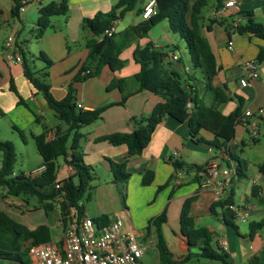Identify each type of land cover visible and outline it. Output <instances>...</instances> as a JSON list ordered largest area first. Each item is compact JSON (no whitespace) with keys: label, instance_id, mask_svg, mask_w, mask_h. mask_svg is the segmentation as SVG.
<instances>
[{"label":"crops","instance_id":"crops-1","mask_svg":"<svg viewBox=\"0 0 264 264\" xmlns=\"http://www.w3.org/2000/svg\"><path fill=\"white\" fill-rule=\"evenodd\" d=\"M43 1L29 5L25 12L14 17L13 0H0V107L6 113L0 119L9 118L15 129H28L38 125L37 134H32L33 140L35 135L42 134L46 129L47 140L51 141L56 137L59 129L67 128L59 119V122L50 120L49 117L52 116L50 112L53 110L48 107L43 96L24 75L23 63L11 64L6 60V42L8 37L13 36L18 50L21 47L30 55L29 60L35 71H41L46 67L45 62L39 58L41 53L53 62V66L49 69V82L51 92L57 100H62L69 87L73 85L76 89V105H81V110L107 108L99 121L80 130L83 136L79 143V150L84 156L85 163L91 166L95 173L94 180L90 183L89 199L95 206L91 208L83 203L84 214L94 219L103 215L108 216L109 220L120 217L124 221L125 228L133 232L140 243L145 247H156L154 237L143 230L146 229L151 218L166 211L167 222L163 224L162 231L169 245L171 259L177 264H202L204 258L198 256V249L189 247L187 239L181 233L180 222L185 201L196 195L197 199L191 204L190 213L195 218L197 227H206L212 232L215 247L225 251L232 264H264V234L257 233L253 239H250L248 238L250 225L247 232H241L235 220L232 221L233 226H229L221 219L222 217L227 220L238 219L236 211L240 209L249 211V219L253 213L261 215L264 213V175L261 173L258 179L253 181L251 190L253 199L258 200L260 205L256 206L254 200H250L247 196L243 198L244 204L241 206L237 205L235 200L234 187L241 178L247 177L246 162L232 151V148L238 144L246 146L244 132L247 130L243 126L236 128L235 138L228 146L232 158L236 157L240 160L241 172L223 196L217 197L212 188H204L202 175L206 165L218 157L221 150L205 143L193 142L186 122L179 123L171 117H166L156 127L151 142L144 152L127 163L126 170L130 175L126 185L127 200L125 205L121 201L117 186L113 182L110 163H123L128 154L127 147L113 146L99 139L113 133L133 132L137 128L133 120L148 117L162 99L151 92L144 91L131 96L124 106L112 105L122 98L117 81L132 77L140 71V65L133 58L136 47H144L152 43L155 48L162 51L164 46L157 43L156 30H163L167 41L173 42L175 36L179 38L170 31L167 20L153 24L150 17L143 18L145 7L152 0L140 1L135 8L136 11L128 12L131 14L137 12L140 18L130 22L132 24L126 23L124 29L116 33V41L121 49L120 58L125 61L124 67L113 71L105 66L99 76L74 84V77L88 54L86 42L93 37L92 33L83 30V20L93 18L98 13H108L119 0H64L68 6L67 14L53 17L51 28L41 39H37L35 31ZM51 1L61 3L63 0H49ZM207 8L208 11L203 12L200 30L201 34L207 38L220 68L214 84L226 86L227 95L232 99L222 111L225 115L230 114L238 107L239 98H242L243 111L248 108L253 111L262 109L261 122H264V63L260 64L259 79L252 81L250 86L242 87L239 82L244 75L242 64L248 60H256L260 48H264V41L250 33H238L234 36L235 50L227 49L228 30L233 20L240 17L241 25L247 22L240 13L252 12L254 21L264 25V0H235V7L230 8L222 19L213 16L216 8L215 1H211ZM128 13L122 18L123 21L126 20ZM28 29L34 37L33 43L27 38L23 40L20 38L22 32ZM144 30L145 34H143ZM3 31L7 33V37L1 39ZM171 33L174 37L170 35ZM184 44L188 52L187 45L185 42ZM174 56L178 58L174 59ZM166 67L178 72L183 78L187 74L199 79L204 78L201 69L193 68L189 53L187 65L178 55L172 53V57L169 55ZM12 79L19 95L11 91ZM20 97L24 99L26 106L18 104ZM200 97L208 105L212 104L211 97L205 91H201ZM54 115L56 116L55 113ZM240 127L241 130H239ZM200 135L208 141L214 138V135L206 130H201ZM175 153H178V156H175ZM38 156L37 161L40 164L29 173L23 172L25 175L31 174L43 165L42 157ZM174 161L182 163V169L176 170L172 164ZM57 166V182L73 174L65 158H59ZM191 166L202 169L199 172L203 177L201 181L195 180L198 172L196 169H191ZM147 171H153L154 178L150 185L144 186L143 176ZM166 183H168L167 187L159 191V188ZM53 190L54 186L44 192L50 194ZM231 195H234L233 206L218 207L215 208V213L212 212L215 203L224 201ZM62 201V196L56 197L48 202L53 205V208L46 211L36 197H10L6 195L5 190L0 189L1 210L32 231L39 226H47L51 233L49 243L57 245L62 243L66 228L61 218ZM17 203L21 205L18 206ZM144 207L148 209L144 210ZM223 241L228 242L226 249L221 246ZM30 244L31 241L20 238L0 222V250L3 247L19 251L30 247Z\"/></svg>","mask_w":264,"mask_h":264},{"label":"trees","instance_id":"trees-1","mask_svg":"<svg viewBox=\"0 0 264 264\" xmlns=\"http://www.w3.org/2000/svg\"><path fill=\"white\" fill-rule=\"evenodd\" d=\"M142 0H119L108 13H98L93 18L83 20V30L92 33L93 37L86 42L88 50L85 61L81 64L74 77V83L82 82L89 78L99 76L102 69L108 66L113 71L121 70L125 61L120 58L121 49L116 41L117 34L112 37H101L106 29L110 28L126 13L135 10L138 3ZM211 1H215L216 8H221L226 0H155L156 14L150 16L153 24L167 20L169 29L173 34L183 40L188 49L190 61L194 69H201L204 78L199 79L187 74L183 78L178 72L166 67L169 55L155 48L150 43L144 47L138 46L133 52V58L140 65V71L132 77L119 79L117 85L121 91L122 98L119 102L112 105L124 106L127 100L138 93L148 91L162 99L148 117L134 119L137 128L131 133H113L101 137L99 141L108 142L113 146L127 147V157L123 163H110L113 173V182L117 186L122 203L125 205L127 200L126 185L130 175L126 170L127 163L137 156H140L151 142L152 135L156 127L166 117H171L179 123H187L190 128V136L195 143H205L218 150L226 149L230 142L235 138L236 128L238 127L237 118L243 111L244 101L239 98L238 107L228 115L223 113V108L232 100L226 92V86L214 84L220 70L216 57L205 36L201 34L200 23L203 20V12ZM15 3L12 14L14 17L20 15L21 0H13ZM68 12L66 1L61 3L51 1L40 9L35 35L41 39L45 32L51 28V19L56 16H64ZM247 19L245 25H240L238 33H250L256 38L264 41V25L255 22L252 12L240 13ZM220 24H222L220 22ZM146 31H143L145 34ZM139 35V34H138ZM23 57V70L26 78L31 82L39 94L43 96L48 107L54 111L57 118L66 126V130L56 133V137L48 141L47 130L34 136V141L39 155L43 159L45 170L39 175H25L24 173L14 175V167L17 160L15 146L11 142L0 140V189L6 191L10 197H36L46 211L53 208L51 203L58 196L63 197L61 203V218L64 225L67 223L69 208L74 207L78 215L85 213L82 203L84 197L90 199V183L94 180V169L87 165L84 156L79 150V143L82 138L80 130L92 125L102 118L105 108L94 110H81L76 105V89L71 85L66 96L62 100H57L50 86L49 69L53 62L41 53L39 58L43 60L46 67L41 71H35L28 59L27 53L19 47ZM258 64L264 63V48L261 47L256 57ZM11 91L17 95L14 80H11ZM201 91L211 97L212 104L208 105L202 97ZM191 103V108L188 104ZM19 105H25L24 99L20 97ZM6 113L0 107V117ZM201 130H206L214 135L212 141L206 140L200 135ZM232 156V155H231ZM65 158L67 164L72 168L73 174L60 181L61 188L56 189L55 184L57 175V160ZM238 162L239 172H241V162ZM173 166L176 170L182 169L180 162L174 161ZM196 169L198 174L195 177L197 182L201 181L198 166H191ZM259 172L264 175V161L259 166ZM204 171V169H203ZM154 178L153 171H147L143 176V185L148 186ZM168 183L161 186L159 191L167 187ZM54 186L53 192L46 194L44 191ZM258 190V189H257ZM256 191V188H255ZM88 194V196H87ZM234 195L229 196L224 201L215 203V208L228 207L234 205ZM197 196L188 198L181 212V233L187 239L189 247L199 251V257L217 261L221 264H232L229 255L214 245L212 232L206 227H197L195 218L191 215V204ZM98 225L109 223L106 215L94 219ZM229 226H233L232 221L224 219ZM0 222L10 228L17 236L31 241L30 246L49 243L51 239L50 229L47 226H39L36 230H30L23 224L15 221L0 208ZM167 222L166 211L149 220L146 226V233L154 237L155 245L159 254L158 264H177L171 257L163 235L162 226ZM264 231V219L260 222H252L248 237L254 236ZM28 248L22 253H12L0 250V259L12 260L19 264H27L29 259Z\"/></svg>","mask_w":264,"mask_h":264},{"label":"built area","instance_id":"built-area-1","mask_svg":"<svg viewBox=\"0 0 264 264\" xmlns=\"http://www.w3.org/2000/svg\"><path fill=\"white\" fill-rule=\"evenodd\" d=\"M43 0H21L19 13L26 8ZM155 0L145 7L143 18L156 14ZM235 7V0H227L223 7L217 8L213 16L217 19L225 18L230 8ZM241 18L233 20L228 30L227 49L235 50L234 36L238 34ZM116 22L102 34V38L112 37L117 33ZM177 59V56L173 57ZM6 60L11 64H22L23 57L18 50L13 36L6 42ZM243 77L239 79L242 87H248L251 82L259 79L260 65L256 60H248L242 64ZM191 108V103L188 104ZM77 108L81 109V105ZM263 110L253 111L245 109L237 118L238 126L246 128L252 140L259 136L258 123L261 121ZM178 156V153H175ZM45 170V165L37 168L31 175H39ZM204 176V188H212L217 197L223 196L233 185L239 175V165L232 158L229 151L222 149L215 159L211 160L202 173ZM209 176V177H207ZM55 188H61L59 182ZM20 206V203H17ZM236 217L241 222H247L249 211L240 209L236 211ZM221 246L226 249L228 242L223 241ZM145 245L140 243L135 234L127 230L124 221L116 217L106 225H98L94 218L83 214L78 215L74 207L69 208L64 238L60 245L45 243L29 247L27 264H143Z\"/></svg>","mask_w":264,"mask_h":264},{"label":"rangeland","instance_id":"rangeland-1","mask_svg":"<svg viewBox=\"0 0 264 264\" xmlns=\"http://www.w3.org/2000/svg\"><path fill=\"white\" fill-rule=\"evenodd\" d=\"M55 1H58V0H55ZM43 2L41 3V5L43 4L42 6H45L47 2H49V0H46L44 3ZM207 11H208V8L205 10V13ZM136 13L137 12H134L133 14L128 13L125 21H123V19L119 20L117 27H116L117 33H119L121 30L124 29V26L126 23L133 22V20H138L140 18V16H138ZM156 34L158 35V38L156 39L157 43L159 45L164 46L162 51H165L171 57H172V53H175L176 55L179 56V58H181V61L184 64L186 65L188 64V52L185 49L186 46L184 42H182L180 38L175 36L173 42L167 41L163 35L164 31L161 29L156 30ZM170 35L173 36L172 33ZM6 37H7V33L3 31L1 33V39H4ZM20 38L21 40L27 38V40L30 42H32L34 39L33 35L30 33V29H28L27 31H23L22 35H20ZM27 40L25 41L28 42ZM22 43L24 44V42ZM27 56H28V59H30L29 58L30 55L27 54ZM50 113L52 115L51 117H49L50 120L53 119L54 122H59L58 118H56V116L54 115V112L51 111ZM11 123L12 122L7 117L0 119V140L3 142H6V141L11 142L15 146V151L17 154V161L14 167V174H20L23 172L29 173L35 166L40 164L37 161V157H39L38 156L39 154L37 151L35 141L33 140V137H32V134H37V128L39 126L37 125L35 127H31L28 129H15ZM258 128H259V133H260L257 138L258 140H252L249 133L244 132L245 139H246V144H245L246 146L238 144L237 146L232 148L233 153L237 157L243 159L246 162L247 177L241 178L239 182L236 184V186L234 187L235 200H236L237 205H240V206L244 204L243 198L245 196H247L250 200L251 199L254 200L253 202L256 204V206L260 205L258 200L253 199L251 195L253 181L258 179V176L260 174L258 168L264 161V122L260 121L258 123ZM241 129L242 128L240 127L239 130ZM27 143L29 144L28 146H27ZM95 185L96 184H94V186ZM94 192L95 190L93 191V195H94ZM82 203H85L86 206H90L91 208L95 206V204L91 203V200L87 199L86 196L84 197ZM145 209H148V208L144 207V210ZM223 218L224 217H222L221 219L224 220ZM262 219H264V213L262 215L253 213V215L250 216V219L247 222H241L236 218H231L230 220L231 221L235 220L238 223L241 229L240 230L241 232H244V231L247 232L249 230V225L252 222H260ZM143 231H145V228ZM258 234L263 235L264 231H260L258 232ZM166 245L169 250V247H168L169 245L167 241H166ZM1 248L2 250L7 251V252L24 254V249H21L19 251H14V249H8V248H3V247ZM26 258H28V256ZM142 262L143 264H157L159 262V254H158L157 248L152 247V246H146L145 255L142 259ZM0 264H18V263L12 260L0 259ZM202 264H221V263L217 261H210L207 259H202Z\"/></svg>","mask_w":264,"mask_h":264},{"label":"water","instance_id":"water-1","mask_svg":"<svg viewBox=\"0 0 264 264\" xmlns=\"http://www.w3.org/2000/svg\"><path fill=\"white\" fill-rule=\"evenodd\" d=\"M207 177H209V176H207Z\"/></svg>","mask_w":264,"mask_h":264}]
</instances>
